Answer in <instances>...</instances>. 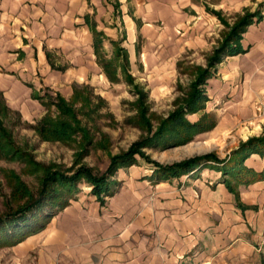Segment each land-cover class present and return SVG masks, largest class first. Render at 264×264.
<instances>
[{
	"label": "crops",
	"instance_id": "obj_1",
	"mask_svg": "<svg viewBox=\"0 0 264 264\" xmlns=\"http://www.w3.org/2000/svg\"><path fill=\"white\" fill-rule=\"evenodd\" d=\"M103 1L0 0V93L8 109L27 122L38 121L46 112V91L68 100L74 77L94 71L97 53L91 26L102 32L100 43L107 33L101 20L92 21L88 6L100 14ZM119 1L123 11L138 12L139 33L150 37L146 48L152 43L148 34L157 31L154 21L161 20L157 29L164 47L157 52L173 61L199 39L194 35L199 18L208 20L204 3L222 7L230 2ZM105 8L110 10V5ZM126 16L130 27L136 26ZM240 43L242 52L227 57L217 78L208 81L209 98L227 95L229 100L222 101L242 109V120L258 122V112L264 111V14L246 28ZM132 51H125L128 62L136 55ZM245 166L262 172L264 157L252 155ZM145 169L139 165L120 170L112 196L97 198L90 188L80 191L43 230L11 247L16 262L264 264V180L237 183L236 197L218 182L219 173L155 182Z\"/></svg>",
	"mask_w": 264,
	"mask_h": 264
},
{
	"label": "rangeland",
	"instance_id": "obj_2",
	"mask_svg": "<svg viewBox=\"0 0 264 264\" xmlns=\"http://www.w3.org/2000/svg\"><path fill=\"white\" fill-rule=\"evenodd\" d=\"M127 1L134 2L135 0ZM102 3L104 9L100 14L92 8V5L88 6L91 10L92 21L96 23V18L101 20L107 33V35L103 34V41L99 44L94 71L88 72L86 76L74 77L77 82L72 85V88L74 86L88 87L87 94L91 97L92 105H87L80 117L82 125L90 134L88 138L92 139V143L87 145L80 135L66 143L41 142L32 128L41 119L27 122L15 111H11L7 117L3 118L5 126L12 132L17 145L31 154L36 162L66 173L80 166H86L91 168L95 174H103L112 157L125 153L133 143L149 136L147 126L140 120L141 109L145 111V119L150 123L152 134L163 120L182 105L183 99L190 93L191 86L195 83L200 70H209L208 72L212 75L203 87L207 101L201 111L187 115L186 119L195 123L202 115L209 114L215 118L217 127L195 136L191 144L166 150L162 149L161 144L157 147L145 148L142 152L149 161L166 166L208 154H213L220 160H227L242 142L252 137H264V111L258 112L259 118L257 119L261 121L248 122L245 119L243 121L242 109L230 108L229 103L222 101L229 100L227 95L221 100H211L209 98L211 93L208 92V81L217 78V69L227 58L211 67L210 60L213 53L241 18L252 15V23H254L262 17L264 0H241V2L230 0L229 4L222 7L219 4L212 7L204 3L208 20L199 18L201 24L199 23L200 25L194 30V35H197L199 39L193 42L190 48L184 50L176 61L162 59L157 52L158 49L164 47V44L162 46L159 44L160 29L157 28L162 27L160 19L153 23L157 31L148 34L151 35L152 43L146 48L145 43L150 37H144L141 31L139 33L138 25H142V21L137 16L138 12L131 8L123 11L119 0H105ZM106 3L110 5V10L105 8ZM100 8L102 10L101 6ZM126 15L135 21L136 26L130 27L131 23ZM174 33L177 36L180 35V32L175 31ZM242 34L237 42L239 49H242L240 43ZM132 36L135 42L131 41ZM170 36V39L174 37ZM171 48H174L172 43ZM133 49L136 55H132L129 62H126V52L132 53ZM145 51L147 52L144 53ZM106 74L116 80L111 81ZM128 75L132 77L133 84H129ZM139 91L146 94L145 100H142ZM45 94L55 97L53 91L49 93L46 91ZM51 111L54 114V108H51ZM222 121L227 123L218 126V123ZM252 155L264 157L259 154ZM136 159L137 163L132 166H145L146 172L151 177L155 170L153 164L138 155ZM219 167H222V164L208 162L206 166L201 165L186 175L166 181L196 176L203 172H214L220 174L218 182L224 184L228 190L229 187L233 189L238 182L232 177L224 176L218 171ZM122 169L124 168L117 170L111 179L112 182ZM5 171H12L18 175L34 194L40 187L42 176L41 172H29L22 161L0 159V218L8 213L9 207L16 206L10 201V187L5 178ZM85 188L91 189L81 184L78 193L86 191ZM43 210L49 213L52 209L45 206ZM5 235L6 233L0 234V264H21L16 262L15 253L11 247L1 245L6 241L2 237Z\"/></svg>",
	"mask_w": 264,
	"mask_h": 264
},
{
	"label": "trees",
	"instance_id": "obj_3",
	"mask_svg": "<svg viewBox=\"0 0 264 264\" xmlns=\"http://www.w3.org/2000/svg\"><path fill=\"white\" fill-rule=\"evenodd\" d=\"M252 22V15H246L231 28L220 47L213 53L210 60L211 67L221 63L226 57L242 52V49L237 47V42L246 27ZM91 29L96 38L95 49L97 53L102 32L97 31L93 25ZM126 62H128L127 57ZM103 66L106 69L105 65ZM208 71L200 70L195 83L191 86L190 93L183 99L182 105L163 120L152 134L150 123L145 119V111L142 108L140 120L147 126L149 136L133 143L125 153L112 157L103 174H95L91 168L86 166H80L76 170L66 173L36 162L31 154L23 151L17 145L12 132L5 126L3 118L7 117L11 110L6 107L0 93V159L22 161L29 172L42 173L40 187L34 194L18 175L12 171H5V178L10 187V201L16 206L9 207L8 213L0 218V234L6 233L5 236H2L6 241L1 245L15 246L27 237L43 230L49 220L59 210L63 209L69 200L75 197L81 184L91 187V194L97 198L112 196L116 185L111 179L118 169L136 164L137 155L153 164L155 170L150 180L155 182L186 175L201 165L206 166L208 162L222 164L218 171L224 176L232 177L240 184H250L264 180V171L256 172L244 164V161L252 154L264 156V137H252L242 142L227 160H220L213 154H208L162 166L149 161L142 152L145 148L157 147L160 144L163 150L186 145L195 136L209 132L216 126L215 118L209 114L202 115L195 123H191L186 119L187 115L201 111L207 101L203 87L212 76ZM106 76L111 81L116 80L110 78L107 74ZM128 82L133 84L130 75H128ZM87 92V86H74L70 100H66L60 95H56L54 98L47 94L44 96L47 101H42V104L46 113L32 127L41 142L66 143L73 140L75 136L80 135L87 145L92 143V139L88 138L90 134L82 125L80 117L85 107L92 105L91 97ZM139 93H141L142 100H145L146 94L141 91ZM139 105H141V102H139ZM51 108H54V114ZM229 191L238 197V192L231 187H229ZM45 206H49L52 210L46 213L43 210Z\"/></svg>",
	"mask_w": 264,
	"mask_h": 264
}]
</instances>
